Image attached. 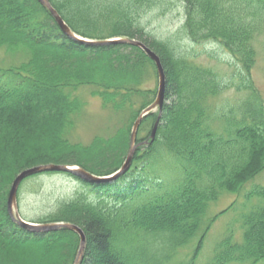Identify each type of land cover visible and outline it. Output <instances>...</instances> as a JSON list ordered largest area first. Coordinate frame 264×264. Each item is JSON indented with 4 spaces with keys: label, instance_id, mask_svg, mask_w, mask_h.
<instances>
[{
    "label": "trees",
    "instance_id": "16d2710c",
    "mask_svg": "<svg viewBox=\"0 0 264 264\" xmlns=\"http://www.w3.org/2000/svg\"><path fill=\"white\" fill-rule=\"evenodd\" d=\"M50 1L84 37L127 36L156 47L167 75L169 102L155 140L135 152L139 179L91 184L77 178L85 189L37 222L83 227L87 243L78 264H173L175 255L199 235L193 264L211 225L224 212L209 217L210 206L227 193H241L264 170L260 93L251 83L246 89L239 85L238 90L249 91L241 104L218 107L212 99L230 85L213 68L183 55L169 40L151 41L141 19L157 0ZM178 1L185 9V36L196 44L219 45L240 64L241 75L250 74L253 41L264 32V0ZM17 48L26 49L28 59L0 67V264H31L30 254H44L55 246L63 255L56 252L50 264H74L79 235L67 228L33 233L19 227L8 213L5 185L22 170L48 162L77 164L99 176L118 170L130 145L127 126L87 145L66 137L71 116L80 107L77 93L88 86L103 107L135 119V99L146 107L155 92L142 86V75L155 65L133 45L89 47L68 39L37 0H0V51ZM157 116L144 118L139 132L147 133L139 141L149 139ZM41 137L48 141L45 149L39 148ZM100 190L116 191L113 201ZM243 196H264V187L255 186ZM241 229L242 240L235 241L233 234L224 237L210 264L264 260V206L245 213ZM15 255L20 262L13 261Z\"/></svg>",
    "mask_w": 264,
    "mask_h": 264
},
{
    "label": "rangeland",
    "instance_id": "374dc122",
    "mask_svg": "<svg viewBox=\"0 0 264 264\" xmlns=\"http://www.w3.org/2000/svg\"><path fill=\"white\" fill-rule=\"evenodd\" d=\"M156 2V6L147 11L141 19L142 25L146 27V30L149 32L151 41L169 40L170 43L173 44L172 46L177 48L183 55L191 57L198 64L213 68L221 78L230 85V88L222 93V95L212 99L218 107L228 106L227 103H229L230 106H236L237 108L241 104V101L249 94V91L245 90V86L250 83L254 85V88L260 93V97L264 102V32L257 34L255 37L256 40L253 41L255 64L250 74H246L248 75L247 77L245 74L241 75L240 64L237 63L226 50L219 47V45L214 43L196 44L185 36L181 30L185 20V9L182 2L178 0H157ZM152 48L159 53L156 47ZM28 55V51L24 48H17L13 51L1 50L0 67L18 66L28 59ZM142 79L144 82L142 86L144 88L155 90L147 99L149 101H145L149 105L155 100L159 85L156 66H153L151 71L147 74L145 73L142 75ZM239 85H242L245 89L238 90ZM91 91L92 89L88 86L79 89L77 96L80 98V107L71 116L72 126L66 129V137L71 143H82L83 145H87L96 137L108 139L116 134L121 127L124 128V126H127V128L130 129V142V134L136 118L133 119L134 116L132 117L131 113L111 112L102 106L99 98L91 95ZM167 101L169 102V100L165 98L164 105ZM135 102V111L140 114L145 107L139 106L140 103L142 104L139 97L135 99ZM153 113H158V110H155ZM146 133L147 129L145 130V134ZM142 134L145 135L139 132V136H143ZM38 143L41 149H45L48 146V141L42 137L39 139ZM142 150L145 149L142 148ZM43 152L49 153V151L46 150ZM167 170L171 171L172 169L167 167ZM130 172L131 173H129L127 177L117 182H130L135 179V177L138 179L141 177L140 173H142V171L138 169V166H135L134 162L131 165ZM11 184V182H8L5 185L6 199L8 198ZM255 186L264 187V170L253 181L247 183L241 193H227L219 202L210 206L208 213L209 217L221 210H224V212L218 214L214 223L211 225L202 247L196 254L193 264H210L215 255L216 246L229 234H233L235 241L240 242L242 240L243 230L241 226L243 215L255 207L264 206V196H253L251 198L243 196L244 193L251 191ZM85 187V184H82L77 178L66 172H44L34 174L25 178L20 184L18 190L19 212L23 218L37 222L39 219L55 212L60 202L73 197L75 193L85 189ZM98 193L109 197L108 199L113 201L112 198H115L116 191L100 190ZM89 194L97 195L94 191H89ZM233 201H235L233 207L228 210V206ZM76 225L83 229L81 225ZM198 240L199 235L194 237L180 253H177V255H175L177 257L174 259L173 264H191V259L198 245ZM59 247L60 246H55L51 251H47V253L44 254H30L28 260L31 264H50L54 262L52 258H54V254L58 251ZM57 254L62 256V250H59ZM4 257V261H12L11 257ZM13 261L15 263L20 262L21 259L15 255ZM229 264H264V260L257 263L231 262Z\"/></svg>",
    "mask_w": 264,
    "mask_h": 264
},
{
    "label": "water",
    "instance_id": "95a60500",
    "mask_svg": "<svg viewBox=\"0 0 264 264\" xmlns=\"http://www.w3.org/2000/svg\"><path fill=\"white\" fill-rule=\"evenodd\" d=\"M41 5L46 7L48 11L51 13L57 24L59 25L60 29L63 31V33L71 40L85 44L88 46H106V45H116V44H130L133 46H137L141 48L146 54L154 61L156 68H157V74H158V90L155 100L148 105L145 109L142 110L140 115L135 120L131 134H130V147L129 151L127 153V156L121 165V167L115 171L114 173L106 176H99L96 175L84 167L80 165H68V164H57V163H48V164H41L37 166H33L27 169L22 170L17 174L15 179L13 180L9 195L7 198V208L8 213L10 214L13 221H15L21 228L33 232V233H40V232H50V231H56L61 228H67L69 230H72L76 232L80 237V244L79 249L77 252V256L75 258L74 264H78L79 261L82 258L84 249L86 247V234L84 230L79 227L76 224L69 223V222H32L25 218H23L19 212V204H18V190L20 187V184L22 181L34 174L41 173V172H68L71 173L82 180L91 182V183H107V182H113L120 178L122 175H124L129 168L131 167L132 160L135 154V151L141 143H137V133L140 126L141 121L145 116L150 114L156 109H159V116L154 124V127L152 129L150 138L151 140H154L156 137L158 125L160 123L162 110L165 102V96H166V87H167V76L166 72L163 66V63L161 61L160 56L150 47H148L146 44H144L140 40L128 38V37H115L110 39H103V40H93L89 38L82 37L75 33L69 25L66 23V21L63 19V17L58 13V11L52 6L51 2L49 0H38ZM144 143H147V141H144Z\"/></svg>",
    "mask_w": 264,
    "mask_h": 264
}]
</instances>
